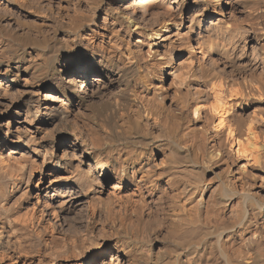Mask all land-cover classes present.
Segmentation results:
<instances>
[{"label": "bare ground", "instance_id": "1", "mask_svg": "<svg viewBox=\"0 0 264 264\" xmlns=\"http://www.w3.org/2000/svg\"><path fill=\"white\" fill-rule=\"evenodd\" d=\"M82 1L86 2L90 13L84 19V24L89 28L86 33L82 31L83 21L80 22L79 19L83 13ZM110 1L114 3L113 0ZM0 2L4 3V10L8 15L18 10L34 18L38 16L45 22L57 19L61 30L67 35L64 44L58 43L61 47L60 54L51 49L56 50L58 45L48 41L41 44H23L0 35V258L6 261L4 264H59L62 256L67 259L66 255L70 254L77 257L86 255L88 260L97 255L104 259L107 257V251L102 249V244L98 243L96 238L93 241L89 238L91 235L87 234L82 237L79 235L80 238H74L69 234L62 235L59 232L61 229L57 231L55 229L57 225L54 226L53 222L59 227L61 225L60 228H68L69 218L76 211L80 212L79 208L85 209L83 207L87 206L91 215L89 219L94 223V220H97L94 219L97 212L109 211L114 204L125 206V212L136 216V219L138 217L139 221L132 218L131 220L130 215V217L127 215L130 221L126 216L128 221L126 223L125 219H121V223L116 226L118 229L116 234H112L116 235L117 253L110 256V261L104 259L98 264H205V261L212 258L213 248L219 249L226 261L225 264H261L251 253L252 257L248 254L247 258L240 256V253L235 254L233 241L237 236L242 237V243L249 251L258 253L264 239V199H261L260 193L258 197L261 198H258L252 191L256 184L263 185L264 182V34L247 40L250 44V56L255 60L257 67H262L261 72L258 69L257 72L260 73L253 74L254 76L248 73L250 77L247 78L245 77L247 69H244L242 71L244 78L238 80L237 84L219 77L218 70L217 73L213 72L215 68L212 72L205 68L208 65L213 66L212 64L210 66V62L215 64L213 51L219 50L224 40L216 47L211 44L210 38L203 40V44L202 41L197 43L196 48L201 50L202 60L210 61L205 67L202 66L201 76L195 73L196 69L193 70L192 59L187 60V65L173 69L172 75L175 76V80L173 79L172 83L176 87L183 88L190 79L200 82L201 86L200 90H193L195 93L193 95L199 98L194 104L190 107L189 103L188 106L179 105L182 110L189 107V113L194 116L183 132V115L175 111L179 106L173 111L169 110L173 107L167 109L164 104L167 98L164 94L156 92L148 85L150 68L149 65H145L146 62L144 63L141 43L136 38L141 37V40H145L149 48L146 50L153 54L154 58L165 59L166 62L157 64V68L161 66L159 78H163L165 68L175 63L178 50L195 51L193 44L187 43L183 38L184 15L187 11L196 7L186 20V23L190 21V26L188 24L185 28L188 32H194L193 27L201 23L199 17L203 16L209 7H212L210 15H220L228 11L233 15L238 14L256 20L258 18L255 13L261 9V5L264 7V0H118L115 1V6H110L111 3H107L106 0H0ZM7 13L5 12L6 16ZM11 15L15 17V13ZM101 15L104 17L103 30L93 29ZM147 17H151L152 21ZM18 18L19 16L16 17ZM10 20L19 29L24 28L18 20L13 18ZM208 23L206 31L209 28L214 31L216 25L218 26V22ZM260 26L264 30V22H261ZM12 30L14 31V28ZM32 32L39 34L41 30L36 31L33 28ZM222 32L223 29H219L218 32L216 30L212 38H217ZM255 34H258L257 31ZM165 36L169 37L166 43L155 42L156 39ZM227 39L229 38L225 40ZM249 63L251 62H247L248 65ZM224 66L226 67L225 63ZM230 69V72L233 71V67ZM222 70L224 69H221V72ZM204 93L211 96L209 103L208 99L201 98ZM184 101L186 103L185 99ZM250 109L251 112L246 113L250 115L247 120L238 118L240 115L237 117L236 112L243 113ZM207 111L213 119L210 127L215 135L214 140L225 147H230L234 157L244 163L241 162V167L237 169H240V172L235 171L239 173L220 170L222 173L214 180L217 190L213 186L216 194L212 200L208 196L209 191L207 192L209 182H204V176L207 174L208 166L215 164L219 167L223 164L224 158L221 155V158L219 157V146L216 147L218 151L214 150L213 153L207 151L211 154L205 156L202 150L205 146L199 141L206 137L202 136L203 139L197 140V136L201 137V134L197 135L196 126L202 122ZM187 116L186 118L190 117ZM141 128H144L142 129L144 131L141 132ZM95 131L102 132L104 136L99 137L100 134L97 135ZM64 135L71 136L66 139L69 147L59 157L55 139ZM242 152L246 154L242 155ZM157 153H161L162 162L164 160L162 166L158 165L159 162L156 163L154 158L152 160ZM251 166L253 170L250 171ZM188 168L191 169V180L177 181L176 177ZM39 169L42 172L38 182L30 180ZM187 176L185 171V177ZM27 178L29 179L26 183ZM163 179L166 180L168 187L176 191L171 197L173 200L171 202L174 203V206L171 205L174 208L172 218L170 217L172 229H165L163 219L158 217L164 212L168 214L164 211L163 202L169 196L166 197L168 195L166 189L159 186ZM250 180H254L253 184ZM111 181L115 182L111 184L107 194H99L98 189L104 182ZM40 187L49 199L48 202L46 200L41 202L44 204L42 208L39 206ZM211 194L214 195L212 190ZM167 204L170 205L168 202ZM169 205L168 207H171ZM228 206L235 209L233 211L235 216L229 219L230 221H226L227 218L222 217L220 212L221 209L225 211ZM113 213L118 214L117 210ZM48 215L52 217V222ZM104 217L106 219V216ZM110 219L112 223L105 220L104 225L109 223L115 226L116 219L113 217ZM260 221L263 223H259ZM136 222L144 226L143 230H139L143 231L142 234L137 233L139 228L138 226L136 228V224L139 223ZM151 224H154L158 237L162 239L167 235L173 237L170 236L173 239V244H170L172 250H161L160 255L156 254L160 256L158 260L153 259L151 253L153 251L145 253L143 248L139 249V246L136 247L134 244L139 239L152 238H148L150 234H147ZM71 228H74V225H71ZM101 229L103 231V228ZM32 238H36L40 247L38 250L33 249L34 245L33 248L29 246V240ZM165 246L164 244L163 247Z\"/></svg>", "mask_w": 264, "mask_h": 264}, {"label": "rangeland", "instance_id": "2", "mask_svg": "<svg viewBox=\"0 0 264 264\" xmlns=\"http://www.w3.org/2000/svg\"><path fill=\"white\" fill-rule=\"evenodd\" d=\"M114 1V3L112 2V1H110V0H106V2L107 3H111L110 4V6H115V3L116 2H118V0H113ZM116 1V2H115ZM86 2H84V1H82L81 2V4H82V8H83V13H82V15L80 16V22L81 21H83V22H81V26H82V31L83 32H87L88 30H89V28H88V26H86V24H84V22H85V20L84 19H86V17H88L89 15H90V13H89V8H88V6L85 4ZM86 6V7H85ZM260 6V5H259ZM3 7V8H2ZM0 8H1V14H0V35L2 34V36H4V37H6V38H10V40H14V41H20L21 43H23V44H41V43H44L45 41H48L49 43H51V44H56V45H58L57 47L58 48H56V50L55 49H53V48H51L53 51H57V53H61V47L59 46V44L61 45L62 43L64 44V42H65V40H67V35H66V33H65V31H62L61 30V28H60V25H59V23H58V21L59 20H57V19H54V20H51V21H42V19L39 17L38 18V16L37 17H33V16H30L29 14H27L26 12L24 13V11H18V10H16L15 12H11V13H15V17L13 16L12 17V15H11V13L8 15V13H7V11L6 10H4V3L2 4V2H0ZM85 8V9H84ZM196 7L194 6L192 9H190L189 11H187L186 13H185V15H184V17H185V24H184V26H185V28L186 27H188V24H189V26H190V21H187V23H186V20H188V17L190 16V15H192L193 14V12H194V9H195ZM260 12L259 11H257L256 13H255V15H256V17L258 18V19H256V20H254L253 18L252 19H248V18H244L242 15H238V14H230V13H228V11H224L223 12V14H220V15H210V11L212 10V7H209V10H207V11H205L203 14V16H201V17H199V21L201 22V23H198V25H195L194 27H193V31L194 32H188V29H185V28H183V33H185V34H183V38L186 40V42L187 43H189V44H193V46H194V52L193 51H189L188 49H185V50H181V51H177L178 52V57H177V59H176V61H175V63H173L172 65L171 64H169L168 65V67H166L165 68V70H164V73H163V78H159V76H160V73H159V69H160V67L161 66H158V68H157V64L159 65V64H162L163 62H166L165 61V59L163 58V57H159V61L156 59V58H154V56H152L153 54H151V53H149V52H147L148 50H149V48L147 47V44H146V42H145V40L144 39H142L141 40V37H139V38H136V39H138V40H140V45H141V50H142V55H143V58H145V60H144V63H145V65L146 66H148V68H150L149 70V75H148V77H147V79H148V85L150 86V88H152L153 90H156V92H159V93H161V94H164V96L167 98V101L164 103L165 104V107L167 108V109H169L168 107H173V108H171V109H169V110H175L179 105H183V104H185V105H187L188 106V103H189V107L192 105V104H194L195 102H196V100H198L199 98H198V96L197 95H193V94H195L194 92H193V90L194 91H196V89H197V91L198 90H200L201 89V86H200V82L198 83V82H194V80L193 79H190V80H188V82L186 83V86H184L183 88H180V87H176V85H173V83H172V81H173V79H174V77H173V75H174V73H173V69H176L177 67H181V66H185V65H187L188 63H187V60L189 59H192V60H194V62H193V64H192V68H193V70L195 71V69H196V71H195V73L196 74H200V76H201V74H202V72H201V69H202V66H206V65H208V63L210 62H204L203 60H202V56H201V50H199L198 48H196L197 47V43L198 42H201L202 44H203V40H205V39H208V38H210V40H211V44H213L214 45V47H216V46H219V44L222 42V40H224L223 42L224 43H221L220 45H221V47L219 46V50H214L212 53V55H213V59H214V61H215V64H213V62H210L209 64H210V66H212V67H209V65H208V67L206 66L205 68L206 69H209L211 72H212V70H213V72L215 73H217V70L220 72V73H217V75L219 76V77H221L222 79H224V80H228V81H230V82H233L234 84L236 83H238V80H243L242 78H244V73L242 72V71H244V69H247V72H246V74H245V77H250V76H254L253 74H255V75H258L260 72H261V70H262V67L260 68V66L259 67H257L256 65H255V60H252V57L250 56V49H249V46H250V44H249V41H247L248 40V38H254V37H256V36H258V35H262V34H264V30H262V28H261V26H260V23L261 22H264V9H262V8H264V7H262V5L260 6ZM88 10V11H87ZM7 13V16H6V14H5V12ZM86 12V13H85ZM189 12V13H188ZM259 13V14H258ZM20 14H22V15H20ZM230 14V15H229ZM209 15V16H208ZM2 16V17H1ZM17 16H19V18L18 19H16V17ZM84 16V17H83ZM22 17V18H21ZM101 17V18H100ZM255 17V18H256ZM10 18H13V19H15V20H18L22 25H24L23 27L24 28H18L13 22H11V20H10ZM20 18L22 19V20H20ZM27 18V19H26ZM148 18V20H151L152 21V19H150L151 17H147ZM260 18V19H259ZM29 19V20H28ZM201 19V20H200ZM209 19V20H208ZM218 19V20H217ZM263 19V20H262ZM104 20V17L101 15V16H99V19L98 20H96V24H94L93 25V29H101V30H103V26H102V21ZM33 23H32V22ZM54 21V22H53ZM208 21L210 22V21H213V22H215V23H217L218 24V26L216 25V29L213 31V29H207L208 31H206V29L205 28H207V27H209V23H208ZM222 23H221V22ZM253 21V22H252ZM257 21V22H256ZM261 21V22H260ZM49 22V23H48ZM51 22V23H50ZM205 22V23H204ZM224 22V23H223ZM232 22V23H231ZM250 22H252V23H250ZM6 23V24H5ZM36 23H38V24H36ZM45 23V25H43ZM53 23V24H52ZM101 23V24H100ZM232 25H231V24ZM234 23V24H233ZM255 23H256V25H255ZM47 24H52L51 26H50V28H49V26H47ZM55 24V25H54ZM59 25V27L57 26V25ZM83 24V25H82ZM99 24H100V26H99ZM201 24V25H200ZM208 24V25H207ZM219 24H221V25H219ZM227 24H229L228 25V27L226 28V25ZM247 24V25H246ZM259 24V25H258ZM224 25H225V28H223L224 27ZM253 25V26H252ZM258 25V26H257ZM3 26H4V29H3ZM11 27V29H10V27ZM32 26H34V27H32ZM44 26V27H43ZM80 26V27H81ZM199 26V27H198ZM207 26V27H206ZM220 26V27H219ZM243 26V27H242ZM8 27V28H7ZM53 27H54V30H53ZM86 27V28H85ZM222 27V28H221ZM14 28V31L12 30ZM17 28V29H16ZM28 28H30V29H28ZM33 28L34 29H36V31H39V30H41V32H39V34H40V36H39V34L37 33V32H32V30H33ZM48 28V30L50 31V30H52L53 32H49L48 30V32L46 31V29ZM146 28V27H145ZM223 29V32H222V34L221 33H219V36H218V34H216L218 37V39L217 38H215L216 39V41H214L215 39L214 38H212L213 36H215L214 34H215V31L217 30V32L219 31V29ZM240 28H242V29H240ZM254 28V29H253ZM259 28V29H258ZM5 29H9L8 31H5ZM42 29H44L45 30V32H47L48 34H50V35H48L47 33H45L44 32V30H42ZM232 29V30H231ZM252 29L254 30V31H252ZM256 29V30H255ZM261 29V30H260ZM25 30H27V31H25ZM228 30V31H227ZM230 30V31H229ZM258 30H260V31H258ZM25 31V32H24ZM62 31V32H61ZM188 32V33H186V32ZM210 31H211V33L212 34H210ZM256 31H257V33L258 34H255L256 33ZM18 32V33H17ZM44 32V33H43ZM143 32H145V30L143 29ZM196 32V33H195ZM203 32H204V34H203ZM253 32V33H252ZM28 33V34H27ZM31 33V34H30ZM34 33V34H33ZM36 33V34H35ZM42 33H43V35H42ZM54 33V34H53ZM199 33V34H198ZM207 33V34H206ZM15 34V35H14ZM21 34V35H20ZM24 34V35H23ZM222 36H221V35ZM225 34V35H224ZM247 34V35H246ZM50 36V39H48V36ZM55 35V36H54ZM192 35V36H191ZM211 35V36H210ZM228 35H230V36H232L231 37V39H232V41L230 40V36H228ZM235 35V36H234ZM237 35V36H236ZM240 35L242 36L241 38H240ZM20 36V37H19ZM36 38H35V37ZM39 36V37H38ZM52 36V37H51ZM65 36V37H64ZM188 36V37H187ZM234 36V37H233ZM38 37V38H37ZM64 37V38H63ZM220 37V38H219ZM235 37H237L236 39H235ZM244 37V38H243ZM40 38V39H39ZM56 38V39H55ZM61 38H63V39H61ZM187 38V39H186ZM202 38V39H201ZM226 38H229V39H227V40H225ZM246 38V39H245ZM23 39V40H22ZM24 39H25V41H24ZM51 39H52V41H51ZM55 39V40H54ZM169 40V37L168 36H165L164 38H162V39H156V41L155 42H162V43H166L167 42V40ZM201 39V40H200ZM221 39V40H220ZM41 40V41H40ZM64 40V41H63ZM164 40V41H163ZM209 40V41H210ZM230 40V41H229ZM235 40V41H234ZM246 42H245V41ZM23 41V42H22ZM51 41V42H50ZM59 41V42H58ZM62 41V42H61ZM151 41H153V40H151ZM221 41V42H220ZM226 41V42H225ZM244 41V42H243ZM125 42V41H124ZM134 42V41H133ZM192 42V43H191ZM218 42V43H217ZM233 42V43H232ZM59 43V44H58ZM235 43V44H234ZM243 43V44H242ZM236 44H238V45H236ZM225 45V46H224ZM227 45H228V47H227ZM230 45V46H229ZM225 48H224V47ZM234 46V47H233ZM235 46H236V48H235ZM244 46V47H243ZM60 47V48H59ZM233 47V48H232ZM148 48V50H146ZM216 49V48H215ZM233 49V51H230V50H232ZM249 49V50H248ZM33 50H30V52H32ZM248 51V53H246ZM228 52H231L230 54L228 53ZM146 53V54H145ZM191 53V54H190ZM200 53V54H199ZM236 53V54H235ZM149 54H151V56H152V58H151V56L149 55ZM219 54H221V55H219ZM231 54H233V55H231ZM230 56H232V57H230ZM218 57V58H217ZM222 57V58H221ZM221 58V59H220ZM217 59V60H216ZM148 62H147V61ZM223 60H225L224 62H223ZM226 60H228V61H226ZM231 60V61H230ZM234 60V61H233ZM240 60V61H239ZM154 61V62H153ZM201 61V62H200ZM216 61H217V64H216ZM239 61V62H238ZM245 62V64H244V62ZM220 62V63H219ZM231 62V63H230ZM237 62V63H236ZM242 62V63H241ZM247 62H251V63H249V65L247 64ZM254 62V63H253ZM224 63H225V65H226V67L224 66ZM253 63V64H252ZM185 64V65H184ZM199 64H201V65H199ZM204 64V65H203ZM212 64V65H211ZM239 64V65H238ZM151 65V66H150ZM229 65V66H228ZM232 65V66H231ZM199 66V67H198ZM217 66V67H216ZM238 67V68H235V67ZM253 66V67H252ZM255 66V67H254ZM219 67V68H218ZM228 67H233V71H231L230 72V68H228ZM249 67V68H248ZM242 68V69H241ZM253 68V69H252ZM220 69V70H219ZM221 69H224V70H222V72H221ZM227 69V70H226ZM236 69V70H235ZM255 69V70H254ZM260 70V72H257V71H259ZM152 70V71H151ZM216 70V71H215ZM250 70H254L253 72L252 71H250ZM198 71H199V73H198ZM237 71V72H236ZM239 71V72H238ZM201 72V73H200ZM223 72H224V74H225V72H227L225 75L227 76H225L224 74H223ZM233 72V73H232ZM243 74H242V73ZM228 73H229V76H228ZM248 73H250L251 75L250 76H248L249 74ZM158 74V75H157ZM173 74V75H172ZM222 74V75H221ZM232 76H231V75ZM238 74V75H237ZM248 74V75H247ZM151 75V76H150ZM199 76V78H201ZM240 76V77H239ZM224 77V78H223ZM225 77L227 78V79H225ZM229 77V78H228ZM239 77V78H238ZM236 78H238V79H236ZM160 79V80H159ZM230 79H233V81L232 80H230ZM234 79H236V81L234 80ZM175 80V79H174ZM190 81V82H189ZM235 81V82H234ZM191 82H193V83H191ZM242 82V81H241ZM239 83H240V81H239ZM191 84V85H190ZM197 84H199V85H197ZM190 86V87H189ZM193 87V89H192V87ZM195 86V87H194ZM189 87V88H188ZM200 87V88H199ZM178 88L181 90H178ZM185 88H186V90H185ZM195 88V89H194ZM43 95H45V94H43ZM191 95V96H190ZM193 95V96H192ZM208 94H203L202 96H201V98L203 97V99H205V100H207L208 99V101H207V103H209V100L211 101V96L209 97V96H207ZM46 96V95H45ZM188 96V97H187ZM197 96V97H196ZM193 97V98H192ZM187 98V99H186ZM190 98H192V99H190ZM195 98V99H194ZM172 99V100H171ZM184 99L186 100V103H185V101H184ZM195 100V101H194ZM176 101V102H175ZM179 101V102H178ZM189 101V102H188ZM182 102V103H181ZM193 102V103H192ZM177 103H179V104H177ZM189 107H185L184 108V110H182V108L179 106V108H177L175 111H177V113H181V115H183L182 116V119H183V124L185 125H182V132H183V130L185 129V127L188 125V122L190 121V119L192 118V117H194L192 114H190L189 112H190V108ZM181 109V110H180ZM251 110L252 109H250V110H248V111H246V112H244L243 111V113L240 111V112H236V114H237V117H238V115H240L238 118H243V119H245V120H247L248 118H249V114H246V113H250L251 112ZM185 112V113H184ZM188 112V113H187ZM207 114H208V118H210L211 119V121H209L210 119H208L207 118ZM242 114V115H241ZM244 114V115H243ZM190 116V117H188V116ZM249 115V116H248ZM186 116L188 117V118H186ZM210 116V117H209ZM185 118V119H184ZM205 120V121H204ZM212 115H210V113H208V111H207V113H206V116H204L203 117V119L201 120L202 122L201 123H199V124H197V126L196 127H198L197 128V135H199V134H201V137H200V135L199 136H197V140H199V139H203V137L202 136H204V137H206L204 140L206 141V142H204V140H202V141H199L201 144H203L202 146H205V147H203L202 148V150H203V154L205 155V156H209V154H211V153H207V151L208 152H214V150H217L218 151V148H216L217 146H219L220 148H222V149H220L219 148V157L221 158V156L224 158V162H223V164L221 165V166H215V164H211L210 166H208V168H207V170H206V173L207 174H205V176H204V182L205 183H208L209 184V187L207 188V192L209 191L210 193H211V190H212V193L214 192V195L213 194H211L210 195V193L208 192V196L211 198V200L214 198V196H215V194H216V190H217V186H215L216 184H215V182H214V180H215V178H216V176L218 175V174H220V173H222V172H226V170L227 171H229V172H233V173H239L240 171V169L239 170H237L238 168H240L241 167V165L242 164H244L243 163V161H241V160H238L236 157H234L235 155L233 154V152L230 150V147H225V146H223V144H221V143H219V141H216V140H214L215 138H214V134H213V131H212V128L210 127V125H211V123H212ZM203 122H205V123H203ZM211 122V123H210ZM207 124V125H206ZM200 125V126H199ZM204 127V129L202 130L201 128H203ZM208 127V128H207ZM207 128V129H206ZM211 128V129H210ZM142 129H144V128H141V132L142 131H144V130H142ZM96 133H97V135L98 134H100V135H98L99 137H101V135H102V132H99V131H95ZM211 133V134H210ZM203 134V135H202ZM85 135H87L86 133H85ZM208 137H207V136ZM102 136H104V135H102ZM69 137H71L70 135L68 136V135H64V136H61V137H56V143H57V145H58V154L57 155H59V157L62 155V152L64 151V150H66L68 147H69V145L68 144H66V139H68ZM211 139H210V138ZM86 138V137H85ZM102 138H104V137H102ZM210 139V140H209ZM207 140H208V143H207ZM215 142H214V141ZM211 141H212V143H211ZM216 142H218V143H216ZM204 143H206V145H208V147H206V145L204 144ZM212 144V145H211ZM215 146H214V145ZM222 145V146H221ZM213 146V147H212ZM210 147H212V148H210ZM215 147V148H214ZM225 147V148H224ZM204 149L206 150V151H204ZM209 149H211V150H209ZM225 149H227V150H225ZM213 150V151H212ZM228 150H229V152H228ZM13 151H16V150H13ZM223 151V152H222ZM20 152H22V151H20ZM76 153H77V151H75ZM206 152V153H205ZM225 152V153H224ZM227 152V153H226ZM215 153H216V151H215ZM222 153H223V155H222ZM221 155V156H220ZM230 155V156H229ZM161 156V157H160ZM228 156V157H227ZM153 158H154V161H156V163L157 162H159V163H157L158 165L160 164V166H162V164H164V160H163V162H162V155H161V153H157V154H155V156H153L152 157V160H153ZM236 158V159H235ZM161 159V160H160ZM230 159V160H229ZM160 160V161H159ZM238 160V161H237ZM39 161H41V160H39ZM228 161V162H227ZM161 162V163H160ZM241 162H242V164H241ZM230 163V164H229ZM232 163V164H231ZM228 166H227V165ZM241 164V165H240ZM213 165V166H212ZM212 166V167H211ZM228 167V169H227V167ZM163 167H164V165H163ZM211 167V168H210ZM222 169H221V168ZM225 167V168H224ZM209 169V170H208ZM231 169V170H230ZM218 170V171H217ZM222 172H221V171ZM232 170H234V171H232ZM249 170L251 171V170H253V167L251 166V167H249ZM185 171H186V175H188L187 177L189 178H187V177H185ZM189 171V172H188ZM210 171V172H209ZM214 171V172H213ZM220 171V172H219ZM235 171H239V172H235ZM37 173H36V175L34 176V178H33V176H31L30 177V180H35V181H37V180H39V178H40V172H42V170L41 169H39L38 171H36ZM188 173V174H187ZM217 173V174H216ZM184 174V175H183ZM214 174V175H213ZM216 174V175H215ZM183 177H182V176ZM181 175H179V176H177L176 177V179H177V181H181V182H189L190 180H191V169L190 168H188L187 170H184L183 172H182V174ZM206 178V179H205ZM212 178H213V180H212ZM29 178H27L26 179V183L28 182L27 180H28ZM183 179V180H182ZM113 180H115V177H114V175H113ZM189 180V181H188ZM206 180V181H205ZM208 180V181H207ZM214 183H213V182ZM250 181H252V182H250ZM249 182L250 183H252L253 184V182H254V180H250ZM38 182V181H37ZM113 182H115V181H111V182H108V183H106V182H104V184H103V186L101 187V188H99L98 190H99V194H107V192L110 190V186H111V184L113 183ZM110 184V185H109ZM163 184V185H162ZM263 185H259V184H256L253 188H252V191L256 194V196L258 197V195H259V193H260V195H261V197L259 196L258 198H261V199H264V182L262 183ZM30 185V184H29ZM159 186H160V188H164V189H166V194H168V195H166V197L167 196H169V197H167L166 198V200H164V202H163V205H165L164 206V211H166V213H168V214H164L163 213V215H159L158 217H159V219H163V223H164V227H165V229H172V219H170V217H171V214H172V210H173V208L174 207H172V206H174V203L173 202H171V201H173L172 199H171V197L173 196V193H175L176 191L174 190V188H170V187H168V185L166 184V180L165 179H163V180H161L160 181V183H159ZM162 186V187H161ZM165 186V187H164ZM213 186H215V188H216V190H215V188L213 187ZM263 187V188H262ZM162 188V189H163ZM175 189L177 190V186H175ZM41 190V191H40ZM103 190V191H102ZM126 192H127V189L125 190ZM172 192V194H171V192ZM174 191V192H173ZM256 191H257V193H256ZM38 193H39V197H41V199H40V203H39V206L42 208L43 207V205L44 204H42L41 202H45V200H46V202H48L49 201V199H48V195H46V193H44L43 191H42V187H40V189H39V191H38ZM128 194V193H127ZM171 194V195H170ZM35 196L37 195V193H35L34 194ZM207 196V198H206V200L207 199H209V197ZM43 198V199H42ZM199 199V198H198ZM197 199V200H198ZM170 202H169V201ZM208 201V200H207ZM167 202L168 203H170V205L169 204H167ZM172 203V204H171ZM115 205V204H114ZM113 205V206H114ZM167 205V206H166ZM168 205L169 206H171V207H168ZM112 206V208H114V207H116V208H114V211H116L117 210V213L118 214H116V213H113L112 212V208L109 210V211H106L107 213L109 212V213H111V214H107L106 212H104L105 210H101V211H99V212H97V214L95 215V217H94V219H97L98 220V216H99V220H101V222L103 223H105V220L107 221V222H111V219H110V217H113L114 219H116V224H115V226H113V224H109V223H106L105 225H104V223H103V225L105 226H103V225H101L102 223L99 221V223H97L98 221L97 220H94V223L90 220L91 219V215H90V212H89V210H88V208H87V206L86 207H83V208H85V209H81V208H79L80 209V212H79V210L78 211H76L70 218H69V221H70V223H69V225H70V227L68 226V228H60V227H62L61 225H60V227L58 226V224L57 223H54L53 222V224H54V226H56L55 227V229L58 231L59 229H61V231H59V232H61V234L62 235H67V234H69V235H72L74 238H80V236L82 237V236H85L86 234H87V236H90L89 238H91V240H93V241H97L98 243H100V244H102V249L104 250V251H107V253H106V256L107 257H105L104 259H102L101 257H98V255L97 256H93L92 258H90L89 260H88V258L86 257V255H83V256H81V257H77V255H74V254H70V256L69 255H66L67 256V259H66V257H64V256H62L61 258H60V260H59V264H98L99 262H101V261H110L109 259H111V255L112 254H116L117 253V249L116 248H118L117 247V245L115 244L116 243V240H115V236H113L114 234H116V232H117V225H119L121 222V219H125L124 220V222L126 223V216L128 215V213L129 212H125V210H126V208H125V206H121V205H119V204H116V206H114L113 207ZM118 206H121V208H123V209H121V208H119ZM117 207L119 208V209H117ZM167 208H168V210H167ZM121 210V211H120ZM170 210V211H169ZM224 210V209H223ZM222 209L220 210V212H221V216L222 217H224L225 219H226V221H228L229 219H232V217L233 216H235V212H233L234 210H233V208L232 207H230V206H228L226 209H225V211H223ZM231 210V211H230ZM126 213H124V212ZM85 212V213H84ZM103 212V213H102ZM170 212V213H169ZM230 212V213H229ZM231 212H232V216H231ZM114 215H113V214ZM120 213H121V217H120ZM122 213H123V215H122ZM105 214V215H104ZM124 214H125V217H123L124 216ZM229 214V215H228ZM102 215V216H101ZM107 215L109 216V217H107ZM118 215V216H117ZM131 217H130V216ZM128 216L130 217V219L132 218V219H135V221H139V218L137 217V219H136V216H134V215H131V214H129ZM166 215H170V216H166ZM89 216H90V219H89ZM104 216H106V219H105V217ZM127 216V217H128ZM134 218H133V217ZM48 217H49V219L51 220V222H52V217L51 216H49L48 215ZM73 217V218H72ZM75 217V218H74ZM102 217V218H101ZM115 217H117V218H119V219H117V218H115ZM129 217L127 218L128 219V221H130V219H129ZM164 217V218H163ZM166 217V218H165ZM168 217V218H167ZM85 218V219H84ZM109 218V219H108ZM172 218V217H171ZM71 219V220H70ZM74 219V220H73ZM75 219H76V222H75ZM131 219V220H132ZM73 220V221H72ZM86 220H88V221H86ZM90 220V221H89ZM103 220V221H102ZM112 220V221H113ZM118 220V221H117ZM166 220V221H165ZM97 221V222H96ZM127 221V222H128ZM134 221V220H133ZM171 221V222H170ZM230 221V220H229ZM74 222V223H73ZM117 222H119L118 224H117ZM165 222H167L166 224H165ZM72 223V224H71ZM101 223V224H100ZM112 223V222H111ZM136 223H139V222H136ZM169 223V224H168ZM259 223H263V222H259ZM89 224H91V225H89ZM96 224V225H95ZM140 224V225H139ZM139 224H136V228H137V226H138V228L139 229H137V233L138 234H142L141 232H143V231H139L140 229L141 230H143L144 229V226L141 224V223H139ZM71 225H74V228H71ZM75 225H77V226H75ZM94 225V226H93ZM99 225H101V227L99 226ZM169 225V226H168ZM171 225V226H170ZM80 226V227H79ZM86 226H88V227H86ZM92 226V227H91ZM117 226V227H116ZM141 226H142V228H141ZM150 226V230H151V232H150V230L148 229V232H147V234L149 235H152V236H150L149 235V237L148 238H150V237H152V238H150L149 240H146V239H139V241L137 240V241H135L134 242V244H136L135 246L136 247H138L139 249H142L143 248V251L145 252V253H148V252H151V251H153V252H151L153 255H152V257H153V259H159V257L160 256H157V255H160L161 254V252L164 250V249H170V250H172V246H170V244L172 245L173 244V237L171 238L169 235H167V236H165V238L164 239H162V237L160 238V237H158L157 236V231H156V228H155V226H154V224H151V225H149ZM152 226V227H151ZM166 226H168L167 228H166ZM73 227V226H72ZM79 227V228H78ZM90 227V228H89ZM94 227V228H93ZM98 227H100V228H98ZM108 227V228H107ZM114 227H116V228H114ZM171 227V228H170ZM70 228V229H69ZM77 228V229H76ZM93 228V229H92ZM100 229L99 231H98V229ZM101 228H103V231L104 230H107L106 232H107V235H105L106 234V232H103L102 231V229ZM63 229V230H62ZM66 229V230H65ZM68 229V230H67ZM109 229V230H108ZM65 230V231H64ZM79 230V231H78ZM88 230H90V232L88 231ZM96 230V231H95ZM114 230V231H113ZM72 231V232H71ZM74 231H76V233L77 234H75V232ZM80 233H78V232ZM110 231H113V232H111L110 233ZM152 231H154V233H155V235H154V233L152 232ZM86 232V233H85ZM140 232V233H139ZM73 233V234H72ZM105 233V234H104ZM109 233V234H108ZM152 233V234H151ZM82 234V235H81ZM102 234H103V236H102ZM113 234V235H112ZM80 235V236H79ZM111 235V237H109ZM239 235H240V233H239ZM99 236H100V238H99ZM154 236V237H153ZM156 236H157V239H156ZM94 237V238H93ZM102 237V238H101ZM105 237H107V238H105ZM88 238V237H87ZM88 238V239H89ZM93 238V239H92ZM96 238V239H95ZM97 238H98V240H97ZM33 239V240H32ZM32 239H30L29 240V246H31V248H33V245H34V248L33 249H39L40 247L38 246L39 244H37V240H35L36 238H32ZM95 239V240H94ZM104 239V240H103ZM153 240V242H152V240ZM170 239H172V240H170ZM240 239V240H239ZM160 240V241H159ZM163 240H164V242H163ZM35 241V242H34ZM102 243H101V242ZM142 241V242H141ZM148 243H147V242ZM34 242V243H33ZM112 242V243H111ZM140 244H138V243ZM156 242V243H155ZM159 242V243H158ZM167 242V243H166ZM235 242V243H234ZM243 242V239H242V237H235L234 238V241H233V248L235 249H233L234 251H235V254H237V255H239L238 253H240L241 255L240 256H244L243 258H247L249 255H250V253H251V255L253 256V257H255L256 258V260H257V262H260L261 264H264V239L262 240V244H261V246H260V250H259V252L258 253H253V252H251V251H249V249H248V247L244 244V243H242ZM36 243V244H35ZM114 243V244H113ZM152 245H151V244ZM241 243V244H240ZM145 245V246H143V245ZM147 244V245H146ZM156 244V245H155ZM166 245L165 247H163V245ZM237 244V245H236ZM238 244H240V245H238ZM244 244V245H243ZM35 245H37V247L35 246ZM110 245V246H109ZM169 245V246H168ZM235 245V246H234ZM242 245H243V248H242ZM116 246V247H115ZM147 246V247H146ZM152 246V247H151ZM238 246V247H237ZM39 247V248H38ZM111 247V248H110ZM146 247V248H145ZM246 247V248H245ZM30 248V249H31ZM145 248V249H144ZM149 248V249H148ZM160 248V249H159ZM238 248H240V249H238ZM33 249H31V250H33ZM150 249H152V250H150ZM158 249V250H157ZM238 249V250H237ZM37 250H33V251H37ZM110 250V251H109ZM159 251V252H157V251ZM162 250V251H161ZM169 250V251H170ZM247 250V251H246ZM109 251V252H108ZM114 251V252H113ZM161 251V252H160ZM242 251V252H241ZM246 251V252H245ZM157 252V253H156ZM213 252H214V254H213V256H212V258L209 260V261H205V264H225L224 262H226L223 258H222V256H221V254H220V251H219V249L218 248H213ZM244 252V253H243ZM157 254V255H156ZM220 254V255H219ZM249 254V255H248ZM257 254V255H256ZM72 255V256H71ZM75 256V259L76 260H74V256ZM154 255H156V256H154ZM249 256V257H252V256ZM247 256V257H246ZM70 257V258H69ZM217 257V258H216ZM83 258V259H82ZM94 258V259H93ZM72 259V260H71ZM98 259V260H97ZM218 259V260H217ZM67 260V261H66ZM95 260V261H94ZM216 260V261H215ZM221 262H220V261ZM223 260V261H222ZM213 261V262H212ZM0 264H4V263H6V261L4 260H1V258H0ZM95 262V263H94ZM125 264H128V263H125Z\"/></svg>", "mask_w": 264, "mask_h": 264}, {"label": "clouds", "instance_id": "3", "mask_svg": "<svg viewBox=\"0 0 264 264\" xmlns=\"http://www.w3.org/2000/svg\"><path fill=\"white\" fill-rule=\"evenodd\" d=\"M244 154H246V153H243V152H242V155H244Z\"/></svg>", "mask_w": 264, "mask_h": 264}]
</instances>
